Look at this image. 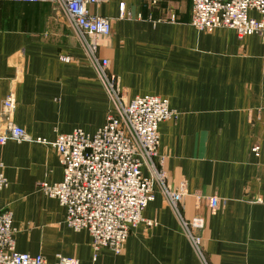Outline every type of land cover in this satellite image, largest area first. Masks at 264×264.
Listing matches in <instances>:
<instances>
[{"label":"crops","instance_id":"crops-1","mask_svg":"<svg viewBox=\"0 0 264 264\" xmlns=\"http://www.w3.org/2000/svg\"><path fill=\"white\" fill-rule=\"evenodd\" d=\"M192 9L193 0L91 6L112 21L111 34L97 38V56L108 59L118 88L166 97L179 113L160 123L159 152L167 185L186 192L176 208L157 187L143 213L156 224L133 228L121 253L95 255L91 233L69 227L66 208L37 188L62 181L64 169L56 149L35 140L104 125L113 101L87 49L93 38L51 2L0 0V132L12 94L13 120L33 138L0 143L9 181L0 209L13 210L18 251L80 264H264V38L227 27L201 31ZM214 195L226 200L217 209ZM196 215L205 221L204 258L182 225Z\"/></svg>","mask_w":264,"mask_h":264},{"label":"built area","instance_id":"built-area-1","mask_svg":"<svg viewBox=\"0 0 264 264\" xmlns=\"http://www.w3.org/2000/svg\"><path fill=\"white\" fill-rule=\"evenodd\" d=\"M53 2L82 36L93 39L87 49L95 58L98 69L107 84L113 109L95 133L82 128L58 133L53 141L35 140L51 144L57 151L64 169L63 180L56 183H37V188L59 200L66 208V223L74 230L87 229L93 238L95 255L102 248L119 254L133 228L144 222L156 224L143 215L148 204L155 199L161 187L171 204L179 207L184 190L172 189L166 182L164 161L159 152L160 123L179 114L169 99L145 94L126 96L117 85V76L108 71L107 58L97 56L98 37L112 32L109 17L92 12L91 6L106 0H13ZM157 1V0H155ZM120 17H126L125 4H120ZM191 24L201 31L219 27L235 29L239 37L257 34L264 38V0H193ZM98 57V58H97ZM70 61L68 55H61ZM16 99L9 94L3 102L1 115L5 119L0 132V143L8 140L27 141L33 138L15 123L13 113ZM259 146L253 150L258 154ZM0 161V194L8 186ZM226 200L217 196L209 198L212 209ZM186 234L203 253V238L199 231L205 226L202 216L182 218ZM17 227L11 208L0 209V264H80L73 257L57 255L49 261L42 254L20 252L16 249Z\"/></svg>","mask_w":264,"mask_h":264},{"label":"rangeland","instance_id":"rangeland-1","mask_svg":"<svg viewBox=\"0 0 264 264\" xmlns=\"http://www.w3.org/2000/svg\"><path fill=\"white\" fill-rule=\"evenodd\" d=\"M13 1V0H12ZM24 2H26V1H24ZM38 2H48V1H38ZM51 3H53V2H51ZM54 4V3H53ZM255 35H257V34H255ZM259 36V35H258ZM6 175V174H5ZM8 179V178H7ZM8 184H9V181H8Z\"/></svg>","mask_w":264,"mask_h":264}]
</instances>
